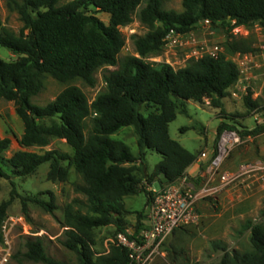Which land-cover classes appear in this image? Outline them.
Returning a JSON list of instances; mask_svg holds the SVG:
<instances>
[{"label": "trees", "instance_id": "16d2710c", "mask_svg": "<svg viewBox=\"0 0 264 264\" xmlns=\"http://www.w3.org/2000/svg\"><path fill=\"white\" fill-rule=\"evenodd\" d=\"M61 1L7 0L23 27L15 33L4 27L0 18V46L19 56L13 62L0 58V99L13 102L23 122L20 148L46 147L52 140L61 139L73 154L18 151L5 159L12 141L0 138V179L27 177L49 163L48 180L65 183L74 168L83 182L75 191L84 195L86 202L76 198L64 208L63 247L75 254V264H132L130 251L117 242L96 253L95 230L115 226L116 235L124 232L125 219L131 214L125 200L146 193L145 180L152 183L162 177L165 187L185 177L198 157L170 137L169 125L180 110L187 113L185 107L190 101L203 105L207 100L223 110L228 91L240 79L238 65L225 56H204L178 70L165 63H148L146 58L163 49L171 32L188 34L205 21L225 30V46L231 54L248 53L244 43L232 41V33L255 23L264 26V0H182V12L165 10L162 0H73L60 5ZM138 10V20L148 32L132 36L138 57L120 58L126 45L121 28L133 22ZM99 13L110 15L109 24L97 17ZM107 67L114 70L105 69L106 90L92 103L74 85L67 86L46 106L32 102L44 89L47 77L61 84L81 80L93 87L96 73ZM244 102L249 110L258 108L250 95ZM46 120L50 124L40 123ZM124 128H132L136 134V155L125 142L112 138ZM224 128L221 126L220 131ZM149 152L161 156L150 174L146 164ZM151 195L148 193L149 200ZM33 201L50 214L56 209L54 198L51 202ZM25 202L23 199L27 214ZM11 204L10 200L0 203V242ZM248 228L246 250L229 252L221 244L214 245L215 250L223 251L218 264H264V225L249 224ZM25 248V261L66 264L49 256L39 238L29 240Z\"/></svg>", "mask_w": 264, "mask_h": 264}, {"label": "rangeland", "instance_id": "374dc122", "mask_svg": "<svg viewBox=\"0 0 264 264\" xmlns=\"http://www.w3.org/2000/svg\"><path fill=\"white\" fill-rule=\"evenodd\" d=\"M71 1L73 0H62L60 5ZM162 2L165 10L183 11L182 0H162ZM144 5L145 3L140 9ZM138 12L139 10L130 25L121 28L126 45L120 58L138 57L132 36H143L148 32L138 20ZM97 17L106 24L110 22L109 14L99 13ZM0 18L3 26L15 33H19L23 27L18 13L8 7L7 0H0ZM232 35V41L244 43L249 49L248 53L231 54L225 46L228 39L225 30L220 25L203 22L188 34L172 35L158 54L146 58L148 63H165L178 70L195 60L196 55L211 51L218 45L221 47L218 56H225L239 67L240 79L228 92L223 110L212 107L207 100L203 105L190 101L185 107L187 113L184 114L180 110L176 120L169 125L170 137L201 159L196 176L186 174L184 180L179 181V183L183 182L184 188L192 192L206 185L214 187L219 184L217 177L210 178L208 169L216 155L219 138L226 130L236 131L243 144L230 154L222 167L223 171H236L241 165L248 163H264V26L255 23L250 27H238ZM0 58L13 62L18 60L19 56L0 46ZM105 69L114 70L113 67L99 70L95 75L96 84L93 87L81 80L61 84L47 77L44 81V89L33 97L32 102L38 106H46L67 86L74 85L82 89L92 103L106 90L103 79ZM247 95L258 103V108L249 110L246 107L244 98ZM146 111L143 109L145 114ZM40 123L50 124V121H40ZM221 126L225 127L222 131H220ZM90 129L91 119H88L86 132L89 133ZM23 133L24 125L16 113L15 104L0 99V138H10L12 141L9 151L4 154L5 159L11 158L18 151L43 154L50 150H59L73 154L66 141L61 139L52 140L46 147L22 149L18 145V140ZM112 138L125 142L135 155L138 153L137 137L132 128H124ZM160 161L161 156L156 152L147 154L146 164L149 174ZM3 168L11 175L7 166L3 165ZM49 170L50 164L46 163L30 176L0 179V203L9 200L12 202L4 222L6 229L2 232L3 240L0 242V251L4 248L5 238L10 243L12 255L8 264H36L25 261L23 254L26 252L27 242L38 238L43 241L48 255L55 260L66 264L77 262L75 254L62 245L66 230L62 223L63 211L68 204L76 198L83 203L86 202V197L75 191V186L82 185L83 182L74 168L70 169L67 182H51L47 178ZM144 184L146 193L125 200L131 212L125 219V230L135 229L137 237L139 231L146 227L147 207L151 200L148 193L164 187L160 179L152 183L145 180ZM34 198L45 202H51L54 198L56 206L54 213L46 212L33 201ZM23 199H26L27 214L24 212ZM197 212L200 214L198 225L175 231L160 246L149 264H218L223 251L215 250V244L223 245L229 252L246 250L249 247L251 232L248 225H264V175L246 176L235 186L204 198L197 205ZM116 231L115 226L95 230L96 253L107 251L111 243L117 242Z\"/></svg>", "mask_w": 264, "mask_h": 264}, {"label": "built area", "instance_id": "2783aa9c", "mask_svg": "<svg viewBox=\"0 0 264 264\" xmlns=\"http://www.w3.org/2000/svg\"><path fill=\"white\" fill-rule=\"evenodd\" d=\"M205 23L210 22L205 21ZM172 35L181 36L183 34L171 32L166 42ZM220 52L221 47L216 45L211 51L196 55L195 59L198 60L204 56L217 58ZM245 58L248 59V57ZM241 144L243 140L236 131L226 130L221 134L216 155L208 169L210 178L217 177L219 180L218 185L214 187L206 185L192 192L183 187V182H177L152 191V198L147 207L146 227L139 231V236H136L135 229H127L116 235L117 243L130 251L132 264H149L160 246L176 230L198 225L200 214L197 212V205L204 198L235 186L246 176L264 175V163L262 162L243 164L236 171L222 170L230 154ZM5 229L3 223L2 232H5ZM4 240V248L0 251V264H8L12 255L10 243L7 238Z\"/></svg>", "mask_w": 264, "mask_h": 264}, {"label": "crops", "instance_id": "0c3cea01", "mask_svg": "<svg viewBox=\"0 0 264 264\" xmlns=\"http://www.w3.org/2000/svg\"><path fill=\"white\" fill-rule=\"evenodd\" d=\"M231 91V89L228 91V92H230ZM228 95H229V93H228ZM228 97V96H227ZM227 99V98H226ZM225 99V100H226ZM224 100V101H225ZM3 139V138H2ZM200 162H201V159L200 158H198L197 159V161L192 165V166H190L188 169H187V171H186V174H190V176H196L195 174H196V172L199 170V167H200ZM161 181H163V178L162 177H160L159 178Z\"/></svg>", "mask_w": 264, "mask_h": 264}]
</instances>
